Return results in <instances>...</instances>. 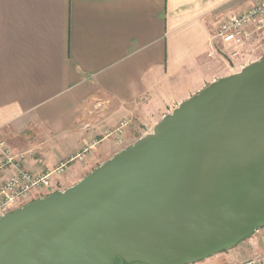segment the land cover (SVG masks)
<instances>
[{
  "label": "crops",
  "instance_id": "obj_1",
  "mask_svg": "<svg viewBox=\"0 0 264 264\" xmlns=\"http://www.w3.org/2000/svg\"><path fill=\"white\" fill-rule=\"evenodd\" d=\"M259 1L0 0V140L25 152L35 173L67 164L31 201L76 184L145 136L142 125L153 129L211 82L264 57L249 59L263 52L264 34L227 58L212 38ZM123 119L132 120L124 147L107 136ZM260 251L253 234L192 264H245Z\"/></svg>",
  "mask_w": 264,
  "mask_h": 264
},
{
  "label": "water",
  "instance_id": "obj_2",
  "mask_svg": "<svg viewBox=\"0 0 264 264\" xmlns=\"http://www.w3.org/2000/svg\"><path fill=\"white\" fill-rule=\"evenodd\" d=\"M264 227V57L65 190L0 218V264H192Z\"/></svg>",
  "mask_w": 264,
  "mask_h": 264
},
{
  "label": "built area",
  "instance_id": "obj_3",
  "mask_svg": "<svg viewBox=\"0 0 264 264\" xmlns=\"http://www.w3.org/2000/svg\"><path fill=\"white\" fill-rule=\"evenodd\" d=\"M263 34L264 0H261L244 13L224 21L213 32L212 38L225 54L239 57ZM128 124V120L123 119L115 131L107 133V136L116 134L117 141L123 143L124 129ZM26 158L25 152L16 153L6 140H0V218L29 203L35 191L52 187V174H61L67 167V164H62L52 172L35 173L25 168ZM37 163L43 164V158H39ZM254 234L261 244V251L245 264L264 263V227Z\"/></svg>",
  "mask_w": 264,
  "mask_h": 264
},
{
  "label": "rangeland",
  "instance_id": "obj_4",
  "mask_svg": "<svg viewBox=\"0 0 264 264\" xmlns=\"http://www.w3.org/2000/svg\"><path fill=\"white\" fill-rule=\"evenodd\" d=\"M262 48L264 49V44H263ZM255 53H256L257 55H253V56L250 57L249 59H251V60L253 59V60H254V59L260 58L261 56H264V50H263V52H261V53H257V52H255ZM224 56H226V58L229 57L227 54L224 55ZM260 59H261V58H260ZM238 69H240V66L236 67V68L233 69V70H232V69H231V70L229 69L228 72L231 73L232 71H236V70H238ZM231 74H233V73H231ZM127 120H128V122H129V124L132 123V120H131V119H127ZM129 124H128V125H129ZM128 125H127V126H128ZM127 126H126V127H127ZM126 127H125V128H126ZM152 131H153L152 128H148V127H146V125H142V126L140 127V129H139L138 132H139L140 135H142V134H145V135H146V134H148V133H151ZM124 135H125V134H123V143H119V142L117 141V142L120 144V146H122V147H124V146L127 145V142H126V140H125V138H124ZM115 137H116V134H115ZM116 139H117V137H116ZM131 145H132V144H131ZM131 145H129V146H131ZM129 146H128V147H129ZM119 264H124V262H121V261H120ZM136 264H138V263H136Z\"/></svg>",
  "mask_w": 264,
  "mask_h": 264
},
{
  "label": "trees",
  "instance_id": "obj_5",
  "mask_svg": "<svg viewBox=\"0 0 264 264\" xmlns=\"http://www.w3.org/2000/svg\"><path fill=\"white\" fill-rule=\"evenodd\" d=\"M120 261H121V262H124V264H127V263H126L124 260H122V259H119L118 262H117V264H119ZM138 264H143V263H138Z\"/></svg>",
  "mask_w": 264,
  "mask_h": 264
}]
</instances>
